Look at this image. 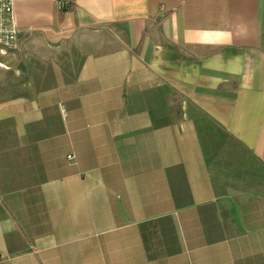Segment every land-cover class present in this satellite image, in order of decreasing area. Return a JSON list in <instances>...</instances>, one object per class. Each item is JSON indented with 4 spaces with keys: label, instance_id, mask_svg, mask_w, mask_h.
<instances>
[{
    "label": "crops",
    "instance_id": "obj_1",
    "mask_svg": "<svg viewBox=\"0 0 264 264\" xmlns=\"http://www.w3.org/2000/svg\"><path fill=\"white\" fill-rule=\"evenodd\" d=\"M14 19L0 264H264V0H18Z\"/></svg>",
    "mask_w": 264,
    "mask_h": 264
},
{
    "label": "built area",
    "instance_id": "obj_2",
    "mask_svg": "<svg viewBox=\"0 0 264 264\" xmlns=\"http://www.w3.org/2000/svg\"><path fill=\"white\" fill-rule=\"evenodd\" d=\"M18 0H0V52L6 53L15 48L18 38V26L14 19V5ZM59 9H66L71 6L72 0H55ZM69 159L74 155L70 154Z\"/></svg>",
    "mask_w": 264,
    "mask_h": 264
}]
</instances>
